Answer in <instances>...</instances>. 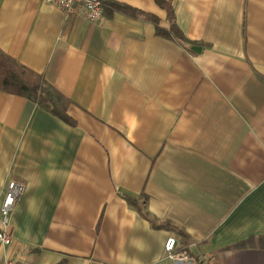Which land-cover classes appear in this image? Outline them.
I'll return each mask as SVG.
<instances>
[{
    "label": "crops",
    "instance_id": "0c3cea01",
    "mask_svg": "<svg viewBox=\"0 0 264 264\" xmlns=\"http://www.w3.org/2000/svg\"><path fill=\"white\" fill-rule=\"evenodd\" d=\"M166 1L189 43L154 0L96 24L0 0V50L71 120L0 92V204L23 186L0 264H264V0Z\"/></svg>",
    "mask_w": 264,
    "mask_h": 264
},
{
    "label": "trees",
    "instance_id": "16d2710c",
    "mask_svg": "<svg viewBox=\"0 0 264 264\" xmlns=\"http://www.w3.org/2000/svg\"><path fill=\"white\" fill-rule=\"evenodd\" d=\"M157 6L166 11V27L154 16L143 14L151 21L156 34L171 38L182 44L189 43L180 33L175 24L173 10L166 0H154ZM104 6V5H103ZM115 9L128 12L132 15H142L140 12L120 4ZM0 92L21 97L44 110L46 113L64 121L70 122L67 114L70 101L54 86L46 81L43 75L38 74L20 64L0 50ZM176 252V251H175ZM177 253V252H176Z\"/></svg>",
    "mask_w": 264,
    "mask_h": 264
},
{
    "label": "built area",
    "instance_id": "2783aa9c",
    "mask_svg": "<svg viewBox=\"0 0 264 264\" xmlns=\"http://www.w3.org/2000/svg\"><path fill=\"white\" fill-rule=\"evenodd\" d=\"M46 3L56 7L68 15H76L83 12L87 21L96 24L103 19V4L106 0H44ZM23 192V186L16 182H9L6 187L4 198L0 204V248L8 247L11 244V237L8 233L10 214L15 203ZM177 241L169 237L164 243V253L175 261H186L185 255L175 252ZM4 264H14L6 260Z\"/></svg>",
    "mask_w": 264,
    "mask_h": 264
},
{
    "label": "water",
    "instance_id": "95a60500",
    "mask_svg": "<svg viewBox=\"0 0 264 264\" xmlns=\"http://www.w3.org/2000/svg\"><path fill=\"white\" fill-rule=\"evenodd\" d=\"M192 50H193V51H196V50H198V48H192Z\"/></svg>",
    "mask_w": 264,
    "mask_h": 264
}]
</instances>
